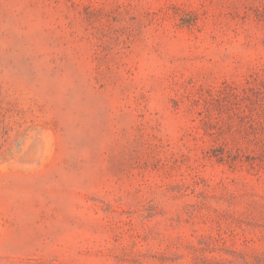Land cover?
Segmentation results:
<instances>
[{
  "label": "rangeland",
  "instance_id": "obj_1",
  "mask_svg": "<svg viewBox=\"0 0 264 264\" xmlns=\"http://www.w3.org/2000/svg\"><path fill=\"white\" fill-rule=\"evenodd\" d=\"M0 264H264V0H0Z\"/></svg>",
  "mask_w": 264,
  "mask_h": 264
}]
</instances>
